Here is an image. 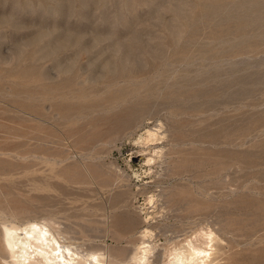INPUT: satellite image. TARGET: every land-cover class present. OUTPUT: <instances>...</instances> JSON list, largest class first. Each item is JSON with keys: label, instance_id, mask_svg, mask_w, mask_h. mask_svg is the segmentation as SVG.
Here are the masks:
<instances>
[{"label": "rangeland", "instance_id": "1", "mask_svg": "<svg viewBox=\"0 0 264 264\" xmlns=\"http://www.w3.org/2000/svg\"><path fill=\"white\" fill-rule=\"evenodd\" d=\"M165 214L264 264V0H0V252L32 219L135 251Z\"/></svg>", "mask_w": 264, "mask_h": 264}, {"label": "bare ground", "instance_id": "2", "mask_svg": "<svg viewBox=\"0 0 264 264\" xmlns=\"http://www.w3.org/2000/svg\"><path fill=\"white\" fill-rule=\"evenodd\" d=\"M160 129L161 126L147 129L146 143L161 139L163 135ZM148 161H151V158ZM150 201L153 202V199ZM201 216L199 211L194 213L195 219L199 222ZM161 217L150 218L141 233L142 241L138 244L137 251L128 248L116 250L109 245L96 243L85 249H82L81 245L73 247L71 243L61 241L49 227L50 225L34 219L27 220L24 225L5 224L1 232L4 246L0 255L7 259L6 264H165L163 261L165 256L168 264H226L224 262L226 255L224 251L222 252L224 246L218 244V239L212 230L206 232L202 244V229L198 228L199 223L197 229L193 231L184 228L189 221H186L184 226H177L171 230L169 224L163 225L164 228L161 227L169 215L165 214ZM187 218L189 215L185 216V219ZM150 226L152 228H149ZM154 227L159 228V233H155ZM169 231L173 234L170 235ZM109 232L103 236L105 238L116 236L113 234L117 232L114 233L111 229ZM158 234L165 235L168 241L171 240L169 243H175L174 246L170 249L165 248L164 251L158 250L153 242ZM94 236L100 235L94 234Z\"/></svg>", "mask_w": 264, "mask_h": 264}]
</instances>
